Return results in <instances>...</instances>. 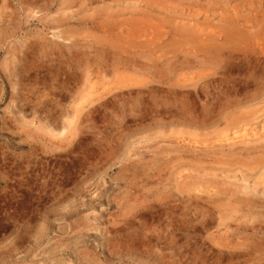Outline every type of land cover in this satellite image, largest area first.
I'll use <instances>...</instances> for the list:
<instances>
[{"label":"rangeland","instance_id":"1","mask_svg":"<svg viewBox=\"0 0 264 264\" xmlns=\"http://www.w3.org/2000/svg\"><path fill=\"white\" fill-rule=\"evenodd\" d=\"M0 264H264V0H0Z\"/></svg>","mask_w":264,"mask_h":264},{"label":"bare ground","instance_id":"2","mask_svg":"<svg viewBox=\"0 0 264 264\" xmlns=\"http://www.w3.org/2000/svg\"><path fill=\"white\" fill-rule=\"evenodd\" d=\"M262 128H263V127H262ZM237 136H238V135H237ZM237 136H236V137H237ZM241 137H242V136H241ZM233 138H234V137H233ZM238 138H239V137H238ZM244 139H245V138H244ZM250 139H251V138H250ZM247 140H248V139H247ZM229 143H230V142H229Z\"/></svg>","mask_w":264,"mask_h":264}]
</instances>
